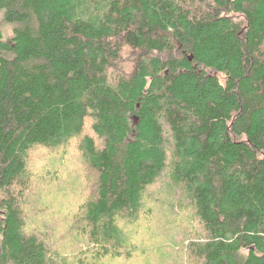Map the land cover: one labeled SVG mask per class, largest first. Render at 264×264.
Returning <instances> with one entry per match:
<instances>
[{
    "label": "trees",
    "instance_id": "trees-1",
    "mask_svg": "<svg viewBox=\"0 0 264 264\" xmlns=\"http://www.w3.org/2000/svg\"><path fill=\"white\" fill-rule=\"evenodd\" d=\"M0 15V264H131L139 251H159L140 264H264V0H0ZM78 137L89 169L67 167L55 186L72 197L56 191L48 214L70 205L84 242L65 257L28 230L24 196L31 151L70 165L60 152ZM145 206L147 231L166 210L197 229L158 243L141 228L138 246L125 227Z\"/></svg>",
    "mask_w": 264,
    "mask_h": 264
},
{
    "label": "rangeland",
    "instance_id": "rangeland-1",
    "mask_svg": "<svg viewBox=\"0 0 264 264\" xmlns=\"http://www.w3.org/2000/svg\"><path fill=\"white\" fill-rule=\"evenodd\" d=\"M0 19H1V15H0ZM4 33H5V37H10L12 35V27L10 25H5L4 26ZM127 69H130L129 65L127 67ZM80 139V140H79ZM82 137H78V138H74L68 146L62 147V150L60 152L61 155L63 154H68L70 152L74 151V154L72 156V158H70L67 155V163H70V165H66L64 163H60L59 161H56V163H54V161H52L51 157L53 154L57 153V149L53 148L51 149L52 151L49 152V161H44L43 159L45 156L44 153V149L40 148V147H35L30 154V159H29V170H31L34 173H37V175L32 176V184L29 187V189L25 192V196H24V200H25V208L27 210L28 213V220H27V226H28V230L31 233H37L40 237L41 240H46L49 243V246L52 247H56L58 243L65 245V247L63 248L64 252V256L65 257H71V255L73 254V251L75 250L74 246H75V242L78 240H80L81 242L83 241V238H79L77 232L75 230L69 229V221H71L70 219H68L70 216H64V212L69 211L68 213H70V208H69V204H66L64 206H62V212L59 210L57 211L55 214L54 212H52L51 214L54 215H48L50 212V208L51 207H55L57 206L59 203L57 202V197L58 194L56 193V191L62 190L61 187L58 188V186H55L58 182L62 181L65 177V170L68 169L67 167L71 166V170H75V168L78 169H89V167L86 165V162L84 161V159H82L81 157V151L77 148V144L79 143V146H81L82 144ZM80 141V142H79ZM78 153V155H77ZM47 160V159H46ZM69 170V169H68ZM69 178L71 179L72 171L69 170ZM82 177H87V179L84 181L85 183V190H86V194L88 193H92V191L95 188V175L93 173L90 172H83V174H81ZM42 176V179H40V177ZM76 176L77 178L80 176L78 172H76ZM44 178L47 179V181L43 180ZM42 180V184L39 185V183ZM34 181L36 183H34ZM160 182L158 184H156V186H163L166 187L167 183V179L166 178H161V180H159ZM64 184V183H62ZM166 184V185H164ZM65 187V186H64ZM63 187V188H64ZM58 188V189H57ZM152 190L154 191L155 188L153 186V188H149L145 194H144V200L147 202V206L150 207V197L152 195ZM170 190V188H169ZM168 193H172V188L171 191ZM166 195V193H163ZM162 194V195H163ZM60 198H66V197H72L71 194L66 195L65 193H59ZM168 198V197H167ZM173 199V197H172ZM174 200V199H173ZM79 202L75 203L74 205V209L77 210V207H79ZM28 203V204H27ZM62 203V201H61ZM29 205L30 208L28 207ZM58 207H60L58 205ZM146 209L147 207L145 206V210L143 211L142 215H141V221H137V222H130V224H126V233L129 237V239L131 241H133L134 243H136L138 246L141 245V243L137 242L138 241V235L140 234V230L143 234H148L149 240H151V242L153 240L158 241V243H161V241L166 237L167 240H169L168 235L169 233L175 228L176 231L179 230V235L178 237H180L179 239H177V241H181L182 239H184L185 243H188L189 239H191L194 232H191L194 229H197L196 225L194 227V220L192 219V217L194 216L192 212L190 211H186V210H182V212H180V214H174L171 212H168L167 210L164 211V220L161 225L159 226V229H156L155 231H147L146 228H144L146 225L145 224V220L142 221V219H144V217L146 216ZM46 210V212H45ZM180 211V210H179ZM77 215L76 217H82L83 213L77 211ZM146 218V217H145ZM80 219H77V221H79ZM181 221V222H180ZM180 222V223H179ZM181 225L180 228H178L177 226ZM171 231H168V230ZM149 232V233H148ZM74 236V240H72L71 236ZM77 235V236H76ZM60 238H63L64 242H60ZM71 238V240H70ZM59 239V240H58ZM133 244V243H132ZM142 250V249H141ZM61 255H63V251L61 250ZM141 251H139L134 258H136L134 260V258L130 261L131 264H140L141 262H143V260H145L147 258V260L151 259V258H157V254L159 255V251H157L154 255H147L145 256L144 254L147 253H141ZM121 260H107L105 261L106 263L103 264H123ZM127 263V262H126ZM69 264H72V261L69 262ZM188 264V263H187ZM189 264H194L193 262H189Z\"/></svg>",
    "mask_w": 264,
    "mask_h": 264
},
{
    "label": "water",
    "instance_id": "water-1",
    "mask_svg": "<svg viewBox=\"0 0 264 264\" xmlns=\"http://www.w3.org/2000/svg\"><path fill=\"white\" fill-rule=\"evenodd\" d=\"M192 59V56L190 57V60Z\"/></svg>",
    "mask_w": 264,
    "mask_h": 264
}]
</instances>
